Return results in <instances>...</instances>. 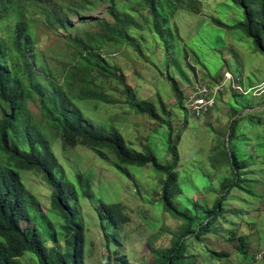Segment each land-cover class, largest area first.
Masks as SVG:
<instances>
[{
    "label": "rangeland",
    "instance_id": "374dc122",
    "mask_svg": "<svg viewBox=\"0 0 264 264\" xmlns=\"http://www.w3.org/2000/svg\"><path fill=\"white\" fill-rule=\"evenodd\" d=\"M119 9L134 21L128 27L131 39L124 46H104L101 53L125 81L95 72V83L114 103L76 102L84 121L98 130L121 132L129 147L151 151L166 165L175 160L169 143L172 132L181 174L180 194L173 203L196 216V226L207 221L224 187L234 182L229 154L235 152L247 163L240 171L247 192L231 191L223 205L225 213L212 232L201 241L186 239L185 258L194 264H264V84L247 91L251 82L264 80V55L241 30L228 31L212 22L216 18L235 24L243 20V10L230 0H120ZM94 20L114 21L104 6L74 25L87 27ZM9 29L7 19L0 34ZM37 31L35 50L41 61L52 70L68 66L67 51L72 49L68 36L74 32L40 23ZM228 72L240 76L235 85L226 83L208 115L193 116L187 110L193 91L223 83ZM171 79L178 89L172 88ZM239 84L242 90L236 89ZM129 97L135 103L154 105L171 129L139 115L127 103ZM29 109L41 119L36 102H30ZM234 119L239 127L230 142ZM52 151L63 175L80 193L72 204L85 236L82 264H107L109 258L111 264L124 260L150 264L154 250L172 247L184 224L164 211L163 175L148 166L119 169L109 153L84 145L66 146L61 135L52 143ZM22 180L35 199L30 206L32 221L24 226L37 228L48 248H63L64 223L51 208L53 190L36 172H22ZM86 193L91 197H85ZM100 202L119 204L130 221L120 228L102 224L97 214ZM240 246L244 255L238 252ZM212 252H227L229 257H213ZM18 259L19 264H39L31 253Z\"/></svg>",
    "mask_w": 264,
    "mask_h": 264
},
{
    "label": "trees",
    "instance_id": "16d2710c",
    "mask_svg": "<svg viewBox=\"0 0 264 264\" xmlns=\"http://www.w3.org/2000/svg\"><path fill=\"white\" fill-rule=\"evenodd\" d=\"M119 1L0 0V28L7 19L10 20V29L0 34V264H19L18 258L25 253L34 254L39 264H82L85 236L78 222L79 212L72 204L79 199L80 193L63 175L52 151V143L60 135L66 146L84 145L99 153H109L119 169L148 166L165 177L162 188L164 211L184 226L172 247L151 253L150 264H194L185 258L188 252L186 239L191 236L201 241L212 232L214 224L224 215V202L234 188L247 192L240 176L247 163L235 152H227L236 178L224 187L221 197L209 211L207 221L196 226L197 217L179 210L173 203L180 194L177 184L181 174L177 169V146L173 144L172 132L169 143L175 160L173 165H166L151 151L138 152L129 147L121 132L98 130L84 121L76 102L114 103L95 83V72L125 81L119 69L101 53L104 46H124L131 39L128 27L134 21L119 9ZM230 1L243 10V20L232 25L216 18L212 22L228 31L241 30L253 39L257 51L264 55V0ZM104 6H108L113 22L94 20L87 27L74 25L75 20L82 21ZM39 23L64 33L74 32L68 36L72 48L67 51L70 64L61 71L52 70L35 50ZM171 85L178 89L173 79ZM30 102L38 104L41 119L31 114ZM127 103L139 115H146L171 129L151 103H135L130 97ZM238 127L239 121L234 119L230 124V142L235 139ZM26 171L41 174L53 190L51 208L64 223L63 248H48L37 228L24 226L32 221L30 206L35 200L22 180V172ZM84 196L91 197L90 193ZM97 214L102 224L108 222L117 228L130 221L116 203L100 202ZM104 231L108 235L105 228ZM242 248L238 247V252L244 255ZM212 255L229 257L227 252H212ZM107 264H111L110 258Z\"/></svg>",
    "mask_w": 264,
    "mask_h": 264
},
{
    "label": "built area",
    "instance_id": "2783aa9c",
    "mask_svg": "<svg viewBox=\"0 0 264 264\" xmlns=\"http://www.w3.org/2000/svg\"><path fill=\"white\" fill-rule=\"evenodd\" d=\"M228 81L233 84V76L229 72L225 73L223 83L198 86L187 101V110L199 119L208 115L216 106L218 96ZM236 89L241 90L239 86Z\"/></svg>",
    "mask_w": 264,
    "mask_h": 264
},
{
    "label": "crops",
    "instance_id": "0c3cea01",
    "mask_svg": "<svg viewBox=\"0 0 264 264\" xmlns=\"http://www.w3.org/2000/svg\"><path fill=\"white\" fill-rule=\"evenodd\" d=\"M232 74H234L233 76H235L236 79H238V77H240V76H238V75L236 76L235 73H232ZM253 75H254V74H253ZM251 83H252V84H251L249 90H250V89L255 90L254 88L260 87V86H262V85L264 84V80L261 82V80L258 79L257 83H254V82H251ZM239 85H240L241 87H243L241 84H239Z\"/></svg>",
    "mask_w": 264,
    "mask_h": 264
},
{
    "label": "clouds",
    "instance_id": "9594fccd",
    "mask_svg": "<svg viewBox=\"0 0 264 264\" xmlns=\"http://www.w3.org/2000/svg\"><path fill=\"white\" fill-rule=\"evenodd\" d=\"M232 76H233V74L231 73V72H229ZM227 83H229V84H231V82L230 81H228ZM233 84L235 85V76H233ZM226 86V85H225ZM239 87H240V89L242 90V87L240 86V85H238ZM238 90V89H237ZM253 89H250V90H247L248 91V93L249 92H251ZM243 93H245V91L243 92Z\"/></svg>",
    "mask_w": 264,
    "mask_h": 264
}]
</instances>
